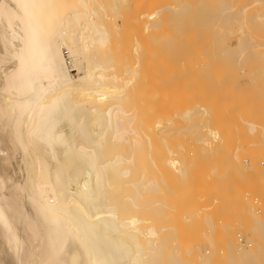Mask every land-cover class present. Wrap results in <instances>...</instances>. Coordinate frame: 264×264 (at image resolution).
I'll return each mask as SVG.
<instances>
[{
    "label": "bare ground",
    "instance_id": "bare-ground-1",
    "mask_svg": "<svg viewBox=\"0 0 264 264\" xmlns=\"http://www.w3.org/2000/svg\"><path fill=\"white\" fill-rule=\"evenodd\" d=\"M180 1L182 0L175 1L176 4L178 2L180 3V5L177 4L178 6L171 4L164 5L159 9L157 7L156 10L154 9L153 11H150L151 9H144V6L142 8V13H140L142 14L140 15L141 19H139L141 22L138 20L140 26L137 24V26L131 25L140 27V29H142L138 30L140 31V36H142L141 34H143L144 36H142L141 38L139 37V39L137 38V36L136 41L135 38H133L135 43L129 42L130 44H132L130 45L128 44V42H126V40H124L125 38H123V36L125 34H130L132 31H130L129 33L127 29L128 33L124 32L126 31L125 27H127V24H131L132 21H135H131L130 19H136L140 17H138L139 13L138 16H136V12V14L133 15L134 11L132 10L133 12L131 14L133 18H128L129 13H125L127 12V8L125 12L122 11L125 3H128L127 0H105L103 2L101 0H0V264H221L220 262H224L223 259H220L221 257L219 258L218 254V258L217 255L215 258H213L212 256V258L210 257L209 254L213 253L214 250L210 253L207 248L202 249L201 247L196 246L195 243L194 246L191 245V247H194V249L192 251H189V248L191 247L188 248L187 245H189L190 243L193 244V242H188L187 244H185V248L188 249H183L184 251H182L181 249L184 248V244H182L183 242L181 243V241H183V238L180 241L182 234L180 235L181 237H179V229L177 228V226L175 227L176 223H171L168 220L169 216H166L167 210L165 208L169 207L167 206V199L160 200L161 198L157 197L155 198H157L158 200H156L155 198H153V200H151L152 198L149 200V197L146 199V197L149 195L147 193H150L152 195V192H156L158 194L159 192H162V190L165 191L166 189H171L170 191H174L176 187L178 188L180 178L182 179L183 177H186L185 175L189 174L188 172L191 171V169L194 170L193 167H196V165L193 166L194 159L192 155L194 152L191 151L192 148L187 147L185 149V157H181L182 159L179 158V154L183 153H180V137H182L181 126L184 125L179 124V118L180 115H183L187 120L186 122L190 123H188V125L186 126H192L194 122L193 120H195L196 118H193L192 116V113L194 111L191 106L195 107L196 105H193L195 103H192L193 99L195 98L194 97L192 99L194 95H188V97H190L188 100V104H183L184 106H182L184 108L181 107V104L185 101H183L182 103L180 102L181 97H178L179 95L177 96L176 93V91H179L180 89H176L179 86V77L180 79L181 77H184L182 75L179 76V72L182 73L184 70H182V68L180 69L182 71H178L176 63L179 53L182 52H185L187 54H185L184 57L188 56V60H186V57L185 61H188L187 63L191 61L192 57L190 58L191 55H188V53L191 52L189 54L194 55L195 51H198V49L196 48L200 47V45L198 44L200 34L198 35V37H195V39L198 38L197 44L199 46H197L195 48L196 50L194 49V53H192L193 51H189V49L194 48L192 46L196 45V42L193 41L194 36L191 35L192 33H194L190 31L192 28L190 29L187 26H192V21H194L195 19L191 16V18L193 19L192 20L191 18H189V16H187V19H183V21L188 20L187 23L182 22V19L180 18L178 19L177 16L181 14L183 15L184 11L186 13V9L189 8L191 4V2H189L190 4H182V2ZM230 1L231 3H229ZM258 1L260 3L259 6L258 4H256L258 3ZM200 2L202 3L203 0L198 1L199 4H201ZM210 2H213L215 7L213 8L211 7L212 5L210 6L212 8V15L214 14V12L216 13V11L220 10L221 12L219 11L218 15L223 14V18H221L223 19V21L220 20L223 24H226L228 22L227 24L232 25L235 20V24L237 23V25L240 24L239 26H241L239 30H243L244 28V33H238V35L241 36L247 32V35L245 34L246 38H250H247L248 41L245 40L244 42H242L244 44L245 42H248L247 45L245 44L246 46L250 44V46L247 47L249 50L252 49V47H254V49L257 48L256 50L252 49L253 51L244 50L245 45L242 47V43L238 42L240 40L237 41V44H239L237 45V48L236 46H229L227 48V50H231L234 48V51L236 49L239 50V52L236 53L239 54L238 56L232 54L233 52L228 51L232 56L235 55L234 57H236V60H238L237 57H241L239 58L240 60H242V58L246 59L243 60V63L241 61H237L239 65H242V67L241 65L239 66V69L236 68V66H238V63L234 59L237 64L236 65L235 62L233 64L236 65V73L239 70L241 71L246 69L247 67L245 68L244 66L247 65L245 64L247 60L249 58L252 59V57L253 59H255L254 57L261 56V53L258 54L259 56L254 55L258 53V49H260L261 51V48H264V43L260 41L262 40L261 38L259 40V38L256 36L254 37V39L253 37H250L252 34L248 33V31L251 32L250 30L253 31L254 27L252 24L250 25L252 26L250 28V26L247 25L248 22H244L246 19V9L250 8L253 2H256L255 5L258 6V8L261 5L264 6V0H253V2H251V6L246 2L247 7H244V9L242 8V10L241 7L243 5L245 6V4H243L240 7L241 11L238 10V14L232 13L231 9H234L232 0H211ZM208 3L207 5L209 6ZM238 3L239 2H237V4ZM159 4V2L156 3L157 6ZM202 4L205 5L206 3ZM148 5L149 6H146L147 9L148 7H150V3H148ZM236 7H238V5ZM129 8L130 6H128V9ZM190 8L187 10L189 11ZM193 8L194 7L192 6V9ZM195 8L199 9V6L197 5V7ZM260 9L261 12L262 10H264L262 8ZM260 9L258 11H260ZM144 10L146 12H149L146 13ZM206 10L208 9L205 8L204 12ZM254 11L257 10L255 9L253 10V12ZM190 12L192 15H196V17L198 16L195 11L190 10ZM261 12H256L257 14L253 13L251 14V17H255L259 14V16L255 18L256 20H254L257 21V24L261 23V25H264V11L262 12V15L260 14ZM200 13L201 12H199V15H201ZM187 14H189V12ZM182 15L179 17L182 18ZM213 16L215 17L216 14H214ZM213 16L209 18L210 21L212 20V23L215 22V25H217L218 22V27H221L222 24L220 25V21L216 20L218 16L212 19ZM203 17L205 18V16ZM251 17L249 18L251 19ZM184 18H186V15ZM127 20H130L131 22L128 23ZM179 20L180 22H182V25L180 22H178ZM198 20L199 19L197 18L196 21L198 22ZM124 21H126L127 23H125ZM201 21H203V19ZM210 21L208 22L210 23ZM134 23H136V21ZM244 23L247 26H245ZM179 24L182 27H185H179ZM225 24L224 27H226ZM237 25L233 26L237 27ZM194 26H196V24ZM218 27L216 28V30L218 29ZM207 28L205 27L204 31L202 32L204 33L206 31V33L208 34ZM230 28L231 27L228 28L229 31L231 30ZM245 28L249 30L247 31L245 30ZM185 29H189V33H186V35L188 37L190 35L191 39L193 38L192 41L194 45L191 44L192 46H190L189 49L186 47V43L188 44L190 37L188 38L184 34V39L182 40V42L185 45L183 48H181L180 46L182 44L180 43L182 34H179V32ZM196 29L199 32V29L195 28V30ZM209 30L213 31V29ZM236 30H238V28H236ZM255 30H258V26L255 27ZM232 31L234 33L235 30L233 29ZM232 31L229 33L231 34ZM182 32H186V30L181 31L180 33ZM217 32H219V30ZM228 32L225 31V34L227 35ZM121 33H123L124 35H121ZM220 33L221 31L219 32V35H221ZM194 34H196V32ZM212 34H216V31ZM212 34L211 37L213 36ZM225 34L223 33L222 35ZM262 35L264 36V33ZM221 37L224 39L226 38V40H228V37L231 38V36ZM243 37H238V39H243ZM202 38H204L203 35ZM222 38H216L215 41H220L222 40ZM127 40L129 41V39ZM142 40H145L147 44H141L140 42H143ZM226 40H224L223 42L226 43ZM255 40H258L259 43L261 42L260 45L258 44V41L256 43ZM147 41L150 44H148ZM215 41L213 42L215 43ZM218 43L219 42H217V44ZM125 44L131 46H129L130 48L128 47V52H126L128 50L127 48L126 50L123 49L124 47H127ZM208 44L207 46H209ZM211 44H213L212 41ZM223 45L224 44H222V46ZM179 46L181 49L179 48ZM207 46L205 48H207ZM217 46L214 47V45H212V47L214 48H217ZM220 47H218L217 49H219ZM200 48L203 49L202 46ZM224 48L226 49V47H223L222 49ZM142 49H144L145 51L142 52ZM146 49L149 50V53ZM201 49H199V51ZM207 49L209 51V48ZM217 49H214V51ZM222 49L220 48L219 51L223 53L225 50L222 51ZM179 50L181 52H179ZM66 51L68 52L69 58H66ZM124 51L126 53H124ZM146 51L147 54H144ZM197 51L196 55H198L199 53ZM217 51H215V53ZM251 51L253 53L256 51L253 56L252 54H250ZM212 52L213 49L210 50V53ZM226 52L225 55L223 53L225 57L227 55L229 56V53L226 55ZM215 53H213V56L215 57L221 55L219 52L214 55ZM218 53L219 55H217ZM164 54H166L165 57L168 56L169 62L168 60L164 63L160 62L161 60L159 58ZM147 55H151L148 56L149 58L152 56H156L154 57L156 58L154 59L156 60V64L155 62V65L151 64L154 65L152 69L150 63L148 62H152L154 60L151 61V58L149 59V61L147 60L146 64L148 66H145V63L142 62L144 61V59L141 61V59L144 56L146 57ZM210 55L211 54H209L208 56ZM246 55L249 56L246 58L243 57ZM127 56H130L131 58H128ZM157 56L159 58H157ZM200 57L202 58V56ZM210 57H212V55ZM225 57L224 59L221 57L219 59L225 60ZM157 59H159V61H157ZM262 59L264 60V58ZM256 60L260 61L258 60V58ZM228 61H226V63ZM231 61L233 62V60ZM253 61L252 64L254 66H257V61H254L255 63ZM208 62L210 61L208 60ZM262 62L260 63V65L263 67L264 64ZM190 64L192 65L191 62L188 65ZM231 64L229 65L232 66ZM191 67H189V70L193 69ZM258 67L259 66L256 67V70ZM262 67L258 69L257 72L254 71L255 68L253 67L254 70L252 71L256 72L257 74L259 72L260 75H264V67ZM250 68L251 67H249V69ZM228 69H230L229 66ZM228 69L226 68V70L224 71L226 72ZM189 70L188 73H190ZM74 71H76V74L73 73ZM186 71L187 70L185 69L184 73H186ZM229 72L233 74V70L232 72ZM252 73L253 72H251V74ZM191 75L192 77L194 76L192 72L190 73V76ZM228 76L226 75L227 78ZM251 76L252 75H250V77ZM247 77V84L249 83V85L252 86L250 84L251 80L250 82H248L249 76ZM193 78H195V76ZM193 78L191 81H194ZM252 78L253 76L251 77V79ZM233 79L235 78L233 77ZM261 79L263 80V78ZM183 80L185 79L183 78ZM253 81L255 80L253 79ZM181 83L185 84V82H182V80ZM235 84L236 83L234 82L233 85ZM190 85L192 86L191 83ZM184 86H179V88H187ZM236 86L241 90V88L239 87L240 85H235L234 87ZM253 86L255 87L254 84ZM193 87L196 86H192L190 87V89ZM234 87H230V89H234ZM197 88H195L194 90L196 91ZM208 88L210 87L208 86ZM213 89L214 88L212 87L211 91ZM186 90L184 91L186 92ZM198 90L200 91V89ZM204 90H208L209 93L211 92L207 88ZM218 91L221 93L220 88L217 89V92ZM191 92L192 94H194L193 91ZM225 92L228 93V95L230 93L229 91ZM202 93H200V96H202ZM236 93L238 94V92ZM223 95L226 96L225 94ZM197 97H199L198 94ZM204 98L201 99L204 100ZM208 98L210 99V97ZM241 99L243 100L244 98L242 97ZM225 100L228 101V99ZM217 101L219 100L217 99ZM239 102L241 101H238V103ZM179 103H181L180 106ZM199 104L200 103H198L197 105ZM201 104H203L202 101ZM248 104L250 105V103ZM204 105L207 104H203V106ZM211 105L209 107H211ZM261 106H263V104ZM180 107L182 109H180ZM196 107L199 108L200 106ZM201 108H203L204 115L206 116V114H208L205 113L208 112L207 106L205 107L206 110H204V107H200V109ZM214 110L215 109L213 108V111ZM210 111L211 110H209V112ZM242 111L243 109L241 110V112ZM198 113L201 114V112ZM228 114L231 115L230 113ZM203 118H201V120ZM249 120L247 121L248 123L245 122V124L250 123L249 125H251V132L253 131L256 133L257 127L259 129H264L263 124L259 126L256 125L255 122L253 123V121L251 124ZM229 123H231V121ZM232 125L230 126L232 127ZM197 126L199 125H196V127ZM192 128L194 130V127L186 129L193 134ZM206 135L208 137L210 135L209 140H211L209 141L207 138V140L205 139L206 141H203V143L210 148L207 149L208 151H214L215 149H217L216 146L214 147V144H221L223 141L222 135L217 131H210ZM234 135H236V133ZM231 138H234V136H232ZM202 140L204 139L202 138ZM196 142H198V140ZM220 144L219 147L222 146H220ZM188 145L192 144L188 143ZM183 146L184 144L182 145V148ZM212 146L215 149H212ZM232 147H236V145H233ZM207 150L203 149L202 151ZM228 157L230 156L228 155ZM243 159L247 158L244 156ZM235 163L236 162H234V164ZM238 163L240 162L238 161ZM260 164H262V162ZM212 165L214 166V168H216L217 166V164L215 163H212ZM242 165H240V167ZM251 167H249V169H251ZM260 167L263 168V166ZM217 168L221 169V167ZM237 168L238 167L236 166L235 168L232 167L233 170L235 169L236 171H238ZM208 169L209 168H207V170ZM223 172L225 171L223 170ZM223 172L218 173L219 175H222ZM254 172L250 173L251 176L252 174H254ZM218 173L216 174L218 175ZM234 173L235 172H233L231 176H233ZM238 174L239 173H237V176H239ZM213 177L212 179L214 180ZM212 179L210 180L212 181ZM225 181L226 182L224 183H228L227 180ZM232 181L234 182L233 179ZM189 182L188 184H186L189 185ZM222 182L223 181H221L220 183L222 184ZM194 183L196 184V182ZM208 184H210V181L208 182ZM230 184L231 183L229 182V187H232L233 185V188L236 187L235 183H232V185ZM213 185L215 184L213 183ZM208 187L211 188V186ZM226 188H228L227 185ZM263 188L261 187L262 191L264 190ZM228 190L230 191V188ZM234 190L235 189H233V191ZM189 191L187 193H189ZM262 191L260 192L262 193ZM191 192L193 191L191 190ZM196 192L198 193V191ZM224 192H227V190ZM239 192L238 194H241V192ZM244 192L245 191H243L242 193ZM184 193L185 192H183L182 194ZM217 193L219 194L220 192ZM227 193L229 194L228 197L231 198V200L228 199V201L230 200L233 204H235L233 205L230 202L231 206L233 207L230 206L228 209L221 204L228 198L227 195H222L226 196L223 197L225 199L222 202L220 200H223V198H221L222 196L219 197L217 195V197L220 198V203L218 201V198L216 197L215 192L212 193V195L215 194L214 199L216 200V202L213 200L214 203L216 204L218 202L220 204L219 207L222 206L223 208L227 209V211L223 212L227 213L228 216L220 213L221 219L222 217H226L223 219V221L225 220V223L223 221V223H221L217 220L215 223L218 222L219 225H217L218 223L214 225V229L216 228V226H219L217 229L221 228L223 232L228 231L226 234H228L229 237H227L228 235H225V237L227 238L224 239L227 241H224V243H226L224 245H226L227 247L225 246L226 249L222 250V246L221 249V251H224L226 254L227 263L264 264V237H262V234H264V216L257 217L254 213L258 212L259 215L260 211L254 212L252 210L246 209V207L248 208L250 204L248 202L253 200V197L255 195H252L253 192H251V194H249V192L247 195L252 196L251 199H249V196L246 197L247 199H238L239 197L236 192V194H230L231 192ZM234 195L236 196V198L233 197ZM258 198L261 197L258 196ZM210 199L212 201V198ZM248 199L250 201L247 202L248 206H246L244 200L247 201ZM263 199L264 197L261 200ZM238 200H242L244 206L238 205L241 203ZM183 201H186V199L182 200V202ZM206 201L208 202V199ZM256 204L259 205V203L257 202ZM199 205L197 207H199ZM172 206L170 207L172 208ZM208 206L209 205L207 204V206L205 207ZM212 207L215 208V206ZM212 207L210 208L211 210ZM194 208H196V206H194ZM188 209L190 210V208ZM195 210L193 209V212H195ZM174 211L175 210L171 211V213ZM201 211H203V209ZM213 211H216V208ZM199 214L201 215V213ZM207 215L209 216V214ZM208 216H203L205 222H208V220L211 221L210 216ZM180 218H183L181 214ZM216 218H218V216ZM240 220L245 223H241ZM240 223L241 226L244 227L243 229H245V231L249 233L246 237L251 242L257 237L261 238V242H256V240L252 242L254 243L255 248L253 247V244L251 247L240 248L238 246L237 237L235 239L236 242H232L234 240L229 234L231 230H234L232 229V225L235 224V227L236 224L240 225ZM199 224L201 223L199 222ZM208 227L207 230H214L212 229L213 227H209L210 229H208ZM196 230H198L197 227ZM210 233L211 232H209V234ZM214 239H216V237ZM219 242L221 244L222 240ZM219 249L220 248H218V250ZM191 252L192 257L190 256ZM188 256H190V258ZM224 259L226 260L225 257Z\"/></svg>",
    "mask_w": 264,
    "mask_h": 264
},
{
    "label": "rangeland",
    "instance_id": "rangeland-1",
    "mask_svg": "<svg viewBox=\"0 0 264 264\" xmlns=\"http://www.w3.org/2000/svg\"><path fill=\"white\" fill-rule=\"evenodd\" d=\"M102 2L103 1H105V0H101ZM112 1V0H111ZM126 1V0H125ZM151 1V2H150ZM150 1H148V0H127V2L128 3H125V6L123 7V12H125L126 11V8H127V12H125V13H129V15L128 14H126V15H128V18H133V16H132V12H133V15H135L136 13V16H138V13H139V16L138 17H140V15H142V14H140V13H142V11H143V7H144V9H146V10H150V11H153L154 9L156 10V8L158 7V9L159 8H161V7H163L164 5H180V3L178 2L177 4H176V0L174 1V0H159V1H157V0H150ZM177 1H179V0H177ZM185 1V2H184ZM182 0V1H180V2H182V4H190L189 2H191V4H190V6L189 5H187V6H189V8H190V10L191 11H195L197 14H198V16L196 17V15H192L191 14V12H190V10L188 11L187 9H189V8H187L186 9V13H185V11L183 12V17L181 18V17H179V16H181V15H178L177 17H178V19L180 18V19H182V22H188V20L186 21H183V19H187L188 17L187 16H189V18H191V16L195 19L194 21H192V23L193 24H191L192 26H187L188 28H192L190 31L191 32H196V34H194V33H190L192 36H194V39H193V41H195L196 43V45H194L193 44V41H192V39H191V37H190V35H189V37L186 35V33H189V29H185L186 30V32H182V33H180L181 31H185V30H181L180 32H179V34H182L180 37H181V40H180V43H182L180 46H181V48H183L184 47V43L182 42V40L184 39L183 38V34L184 35H186L190 40H189V42H188V44L186 43V47L189 49L190 48V46H192L191 44H193L194 46H192V47H194V48H190L189 49V51H193L192 53H194V51L196 50V49H198V51L197 52H199L198 53V55H196L197 53H196V51H195V54L194 55H196V56H194L193 54H189V53H191V52H189L187 49V51L189 52H187L188 53V55H191L190 56V58L192 57V59H191V63H192V65L190 64V65H188L189 63H187L188 61H185V59H186V57H187V59L186 60H188V56H186V57H184L185 56V52H182V53H179V55H178V57H177V63H176V67H178L177 69H178V71L180 70V69H182V70H184L182 73H180L179 72V76L180 75H182V76H184V77H181V79H180V77H179V79H178V81H179V86H184V85H186V86H184V87H187V88H183V87H180L179 88V86H178V88L176 89V90H179V91H176V93H177V96L178 97H181V103L183 102V101H185L184 103H179V106H180V104H181V107L182 108H184L183 106L184 105H186V104H188V100H189V98L190 97H188V95H194L193 97H192V99L194 98L195 99V101H194V99H193V101H192V103H195V104H193V105H196V106H200V107H204V110H206L205 109V107L207 106V108L211 105V107H209L208 109H207V111L208 112H205V113H208V114H206V116L204 115V112H203V108H201L200 109V107L198 108V107H194V106H191V108L193 109V111L195 112H193L192 113V116H193V118H198L197 119V121H196V119L195 120H193L194 122H193V124H192V126H186V125H188V123L189 122H186L187 120H186V118L183 116V115H180V122H179V124L181 125H183V126H181V128H182V132H181V136L182 137H180V144H181V150H180V153L181 152H183V153H181V154H179V158H181V157H185V155H186V153H185V149L187 148V147H189V148H192L191 149V151L192 152H194L193 153V163H194V165L193 166H195L196 165V167L194 168L193 167V169L194 170H192L191 169V171H189L188 173L189 174H187V175H185L186 177H183L182 179H184V180H182L181 178H180V181H179V185H178V188L176 187L175 189H174V191L172 190V191H170L171 189H169V190H162V192H159L158 194L156 193V192H152V195L150 194V193H147V194H149L147 197H146V199L149 197V200L151 199V200H153V198H155V197H157V198H161L160 200H165V199H167V206H169V207H166L165 209L167 210V215L166 216H169L168 217V220L171 222V223H176L175 224V227L177 226V228L179 229V237H181L180 235L182 234V237L180 238V241H181V239L183 238V241H181V243L182 244H184L183 245V247L184 248H182V246H181V250L182 251H184L183 249H188L189 247H191V245H195L196 244V246H198V247H201L202 249H206L207 248V250L208 251H210V253L211 252H213V250H214V252L213 253H211V254H209L210 255V257L212 256L213 258H215L216 257V255L218 254L219 255V258L220 259H223L224 260V262H220L221 264L223 263H225V261H226V263L225 264H228L227 263V257H226V254H225V252L224 251H221V249H222V246H223V249L222 250H225L226 249V245H224V244H226V243H224V241L225 242H227L226 240H224V239H226L227 237H229V235L228 234H226L227 232H223V230H221V228H219V229H217L219 226H216V228L214 229V225H216L217 223H215L217 220L219 221V222H221V223H225V220L223 221V219L224 218H226V217H222V219L220 218V216H221V214H225V215H227V213H224L223 211H227V209L231 206V204H230V200H231V198H229L228 197V193L227 192H231L230 194H232V193H237V195H238V199H242V198H245V199H247L246 197H248L249 195H247L249 192V194H251V192H253L252 193V195H255L254 197H253V200H249V199H251V197L252 196H249L250 198L246 201V200H244L245 201V203H246V206H248L247 205V202L248 201H250V202H248V203H250L249 204V206H248V208L246 207V209H249V210H252V211H254V212H256V211H260V213H259V215H258V212H256V213H254L255 214V216H264V199L263 200H261L263 197H264V190L262 191V189H261V187L263 188V183H264V170H262V169H264V133H263V130L264 129H259L258 127L256 128V133L255 132H251V130H250V128H251V125H249V124H245V122H247L248 120H249V118H250V120H249V122H251V124H252V121H253V123L255 122V124L256 125H264V75H260V73L258 72V74L256 73L257 71H258V69H260L262 66L260 65V63L262 62L263 64H264V60L262 59V58H264V48L262 49L261 48V51H260V49H258L257 50V52L258 53H256L255 55H254V53L256 52H252L253 50L252 49H254V47H252V49H250V50H252L251 52H250V54H252V56L254 55V56H256V55H258V54H260L261 56H259V57H254L255 59H253V57H252V59L254 60V61H257L256 59L258 58V60H260V61H257V66H259L258 68H257V70H256V67L257 66H254L253 64H252V59L251 58H249L248 60H247V62L245 63V64H247V65H243L246 69H244V68H242V69H244V70H239L238 71V69L240 68L239 66L241 65H239V63L238 62H244L243 60H246V59H243L242 58V60H240L239 58H241V57H237V59L238 60H236L235 58L236 57H234L235 55L236 56H238L239 54H236V53H238L239 52V50L238 49H236L235 51H234V49H231V50H227V48L229 47V46H236V48H237V45H239V44H237V41L238 40H240V41H238L239 43H242V47L246 44H248V42L246 43L245 42V44L243 43L245 40H247L248 41V39H250V38H246V35L244 36V35H238V33L240 34H242V33H244V28H243V30L242 29H240L239 30V28L241 27V26H239V25H237V23L235 24V20H234V22H233V24L231 25V24H225V26L226 27H224V24L222 23V21H223V19H221V18H223V14L222 15H218V13H219V11H216V13L214 12V14H216V16H218L217 18H216V20H222V21H220L219 23H220V25H221V27H223V28H221V27H218V22H217V25H215L214 23H212V20L210 21V19L209 18H211L213 15H212V12H211V7H213V8H215L214 7V3L213 2H210L209 0L208 1H206V0H203V2L202 3H206L205 5H203L201 2V4H199L198 3V1H200V0ZM187 1V2H186ZM202 1V0H201ZM206 1V2H205ZM107 2V1H106ZM138 2H140V3H138ZM157 2H159L160 4L157 6L156 5V3ZM162 2H164V3H162ZM170 2V3H169ZM208 2H210V3H208ZM237 2H239L238 4H237ZM243 2V3H242ZM248 3V5L250 4V6H251V2H253V0H232V5L234 6V9H231L232 10V13H235V14H238V10H240L241 11V9L243 8L244 9V7H247V3ZM250 2V3H249ZM135 3V4H134ZM142 3V4H141ZM145 3H146V5H145ZM148 3H150V7H148V9H147V7L146 6H149L148 5ZM154 3V4H153ZM169 3V4H168ZM207 3L209 4V6L207 5ZM229 3H231V1L229 2ZM236 3V4H235ZM254 3V2H253ZM252 3V8L250 9V8H247L246 10V19H245V21L244 22H248L247 23V25H252L253 24V31L252 30H250L251 32H249L246 28H245V30H247L248 31V33H251L252 35L250 36V35H248V36H250V37H258L259 38V40H260V38L262 39V40H260V41H262L263 43H264V36L262 35L263 33H264V25L262 24L261 25V23H258L257 24V21H255L256 19L255 18H257V16H259V14L258 15H256L255 17H251V14H253V13H258V12H261V9L260 8H262V9H264V6L263 5H261L259 8H258V6L260 5V3H259V1H258V3H256V4H258V6H256L255 5V3L253 4ZM131 4V5H130ZM144 4V5H143ZM239 4H240V6H239ZM243 4H245V6L243 5ZM130 6V8L128 9V6ZM177 5V6H178ZM194 7L193 9H192V6ZM197 5L199 6V9H197V8H195V7H197ZM201 5V6H200ZM212 5V6H211ZM238 5V7H236ZM243 5V6H242ZM253 5H255V6H253ZM132 6V7H131ZM156 6V7H155ZM203 6V7H202ZM211 6V7H210ZM242 6V7H241ZM263 6V7H262ZM139 7V8H138ZM152 7H154V8H152ZM208 7H210V8H208ZM240 7H241V9H240ZM257 10V11H254L253 12V10H255L254 8ZM205 8H207L208 10H206L205 12H204V10H205ZM232 8V7H231ZM236 8V9H235ZM141 9V10H140ZM157 9V10H158ZM242 9V10H243ZM249 9V10H248ZM260 9V11H258ZM133 10V11H132ZM230 10V9H229ZM230 10V11H231ZM252 10V11H251ZM129 11V12H128ZM138 11V12H137ZM140 11V12H139ZM145 11V10H144ZM209 11V12H208ZM230 11H228V12H230ZM237 11V12H236ZM264 10H262V12H263ZM136 12V13H135ZM146 12V11H145ZM147 12H149V11H147ZM146 12V13H147ZM189 12V14H187ZM199 12H201L200 14L201 15H199ZM208 12V13H207ZM221 12V11H220ZM262 12L260 13L261 15H262ZM124 13V14H125ZM196 13H194V14H196ZM210 13H211V15H210ZM250 13V14H249ZM256 13V14H257ZM205 14V15H204ZM264 14V13H263ZM131 15V16H130ZM144 15V14H143ZM185 15H186V18H184L185 17ZM208 15H210V16H208ZM247 15H250V16H247ZM255 15V14H254ZM136 16H135V18H136ZM203 16H205V18L203 17ZM215 16V17H216ZM253 16V15H252ZM214 16H213V18L212 19H214L215 18ZM249 17H251V19L249 18ZM197 18L199 19L198 20V22L196 21L197 20ZM208 19V21H210V23L207 21V19ZM248 18V19H247ZM139 19H141V17L140 18H136V19H130L131 21L132 20H135L136 21V23H134L135 21H132V23L130 24L129 22H131L130 20L128 21V23L129 24H127V27H125V29H126V31H124V32H126V33H128L127 32V29H128V31H129V33H130V31H132L130 34H125L123 31V33L125 34H123V33H121V35L123 34L124 36H123V38H125L124 40H126V42H128V44H130V43H135L134 42V39L133 38H135V41H136V37L139 39V37L141 38L142 36H144L143 34H141L142 36H140V31H138V30H142V29H140V27H136L137 25H139L140 26V24H139ZM192 19V18H191ZM190 19V20H191ZM203 19V21H201ZM205 19H206V21H205ZM255 19V20H254ZM139 20V21H138ZM193 20V19H192ZM252 20V21H251ZM196 21V22H195ZM200 21V22H199ZM215 21V20H214ZM233 21V20H232ZM249 21H250V23H249ZM255 21V22H254ZM125 23H127L126 21H124ZM138 22V23H137ZM141 22V21H140ZM178 22H180V20L178 21ZM182 22H180L181 23V25H182ZM201 22H202V24H201ZM198 23H199V25H198ZM232 23V22H231ZM137 24V25H136ZM189 24V23H188ZM187 24V25H188ZM196 24V26H194ZM214 24V25H213ZM245 24V23H244ZM254 24H255V26H254ZM259 24H260V26H259ZM131 25H136V26H131ZM180 24H179V27L181 26ZM204 25H205V27L207 28V27H209V28H207L208 30H207V32H208V34L206 33V31L203 33L202 31H204V29H205V27H204ZM231 25V26H230ZM233 25H237V27H235V26H233ZM246 24H245V26H247ZM128 26H129V28H128ZM227 26H228V28L229 27H231L230 29V31L228 30V28H227ZM239 26V27H238ZM244 26V27H245ZM258 26V30H255V27H257ZM132 29H131V28ZM182 27V26H181ZM183 27H185V26H183ZM182 27V28H183ZM193 27H195V28H201V27H203V28H201V29H199V32H198V30L196 31L195 30V28H193ZM218 27V29L216 30V28ZM252 26H250V28H251ZM137 28V29H136ZM236 28H238V30H236ZM259 28H260V30H259ZM124 29V30H125ZM137 30V32H136V30ZM203 29V30H202ZM209 29H213V31H210ZM225 29H227V30H225ZM235 30L234 31V33L236 34H234L233 33V31L232 30ZM257 29V28H256ZM261 29H263V30H261ZM133 30H135V31H133ZM219 30V32L221 31V35H219V32H217ZM243 32H242V31ZM215 31H216V34H218V35H216V34H212L213 32L215 33ZM224 31V32H223ZM225 31L226 32H231L232 31V33L230 34L229 32L227 33V35L225 34ZM236 31H237V33H236ZM258 32V33H256V32ZM262 33H261V32ZM134 32V33H133ZM142 32V31H141ZM212 32V33H211ZM259 32H260V34H259ZM133 33V34H132ZM213 35L212 37H211V34ZM225 34V35H222V34ZM253 33H254V35H253ZM137 34V35H136ZM200 34V35H199ZM210 34V35H209ZM229 34V35H228ZM259 34V35H258ZM129 35H131V36H129ZM133 35V36H132ZM197 35V36H196ZM198 35H199V43H198V38H196L195 39V37H198ZM202 35H203V37L204 38H206V39H204V38H202ZM205 35H206V37H205ZM232 35H233V37H232ZM208 36H210V37H208ZM221 36H225V37H228V36H231V38L230 37H228L227 39L228 40H226V38L224 39V38H222ZM245 37V39H244V37ZM122 37V36H121ZM127 37V38H126ZM186 37V38H187ZM238 37L240 38V37H243V39L241 40V39H238ZM263 37V38H262ZM185 38V39H186ZM216 38H218V39H221L222 38V40L224 39V40H226V43L225 42H223L222 40H220V41H215L216 40ZM257 38V39H258ZM127 39H129V41L127 40ZM133 39V40H132ZM200 39H202V40H200ZM255 39V38H254ZM132 40V41H131ZM204 40V41H203ZM141 41V40H140ZM139 41V42H140ZM143 41V40H142ZM192 41V42H191ZM202 41V42H201ZM211 41H212V43L213 44H211ZM213 41H215V43H216V46L217 45H220V46H222V44H224L222 47H220V46H217V48L218 47H220L221 49L223 48V47H226V49L224 48V49H222V51H224L223 53H224V55H225V52H226V50H227V52H226V55L229 53V52H233L232 54H235L234 56H232L231 55V53H229V56L231 57H229L228 55L225 57L224 55H223V53L222 52H220L219 51V49H217V48H214V47H216L215 46V43L213 42ZM228 41V42H227ZM243 41V42H242ZM256 41V43H257V41L258 40H255ZM130 42V43H129ZM148 42V41H147ZM209 45V46H207V44ZM217 42H219L218 44H217ZM141 44H147L146 43V41L144 40L143 42H140ZM200 45V47L202 46V48L203 49H201L200 47H197V46H199L198 44ZM202 43H204V44H202ZM221 43V44H220ZM261 43V42H260ZM260 43H259V41H258V44L260 45ZM262 43V44H263ZM127 44V43H126ZM125 44V45H126ZM148 44H150L149 42H148ZM211 44V45H210ZM226 44V45H225ZM130 45H132V44H130ZM130 45H126L127 47H124L123 49H125L126 50V48L128 49V47L130 46ZM204 45V46H203ZM212 45H214V47H212ZM244 46V50H249L247 47H249L250 46V44L248 45V46ZM180 46H179V48H180ZM207 46V48H209V51H208V49L207 48H205ZM131 47V46H130ZM129 47V48H130ZM185 47V48H186ZM197 47V48H196ZM238 47H241V46H238ZM247 49H246V48ZM180 48V49H181ZM196 48V49H195ZM256 48V47H255ZM145 49V48H144ZM144 49H142V52L143 51H145ZM195 49V50H194ZM199 49H201L200 51H199ZM211 49H213V52L212 53H210V50ZM214 49H217V50H215V51H217V52H219L221 55H219V53L217 54V55H219L221 58H223L224 59V57H225V60H221V59H219L220 57L218 56V57H215V56H213V53H215V51H214ZM239 49H241V48H239ZM257 49V48H256ZM256 49H254V50H256ZM147 51H148V53H149V50L148 49H146ZM243 50V49H242ZM249 50V51H250ZM129 51V49L126 51V52H128ZM147 51L144 53V54H147ZM184 51V50H183ZM202 51V52H201ZM208 51V52H207ZM229 51V52H228ZM125 51H124V53H126ZM179 52H181L180 50H179ZM200 52H201V55H200ZM206 52H207V54H206ZM216 52V53H217ZM248 52V51H247ZM205 54V55H203V54ZM216 53L214 54V55H216ZM263 53V54H262ZM209 54H211L212 55V57H213V59H212V57H210V56H208ZM249 54V55H250ZM65 55H66V58H69V55H68V52L66 51L65 52ZM187 55V54H186ZM224 57H223V56ZM244 55H245V53H244ZM248 55V56H249ZM148 56H151V55H147L146 57L144 56L142 59H141V61L144 59V61H142L143 63H145L144 65L146 66L147 64V60L149 61V59L151 58V61L152 60H154V59H156V58H154V57H156V56H152V57H148ZM166 56V54H164V55H162V57H158L157 56V58H159L161 61L160 62H162V63H164V62H167V60H168V62H169V59H168V56L167 57H165ZM198 56V57H197ZM200 56H202V58L200 57ZM247 55L246 56H243V57H248ZM263 56V57H262ZM128 57V56H127ZM210 57V58H209ZM215 57V58H214ZM251 57V56H250ZM260 57H261V59H260ZM128 58H131L130 56L128 57ZM128 58H127V60H128ZM146 58V59H145ZM148 58V59H147ZM180 58V59H179ZM189 58V59H190ZM199 58V59H198ZM209 58V59H208ZM230 58V59H229ZM159 59H157V61H159ZM165 59H166V61H165ZM201 59V60H200ZM234 59H235V61L238 63V66H236L237 64H236V62L234 61ZM251 59V60H250ZM130 60V59H129ZM208 60L210 61V62H208ZM213 62H212V61ZM229 60V61H228ZM231 60H233V62L231 61ZM180 62V64H179V62ZM226 61H228L227 63H226ZM230 61H231V63H230ZM249 61V62H248ZM253 61V62H254ZM153 62V63H152ZM152 62H148V63H150V66H151V69L153 68V66L156 64V60H154V61H152ZM154 62H155V64H154ZM208 62V63H207ZM214 62H215V64H214ZM234 62H235V64L236 65H233L234 64ZM183 63H184V65H183ZM249 63V64H248ZM251 63V64H250ZM255 63V62H254ZM151 64H154V65H151ZM166 64H168V63H166ZM182 64V65H181ZM213 64V65H212ZM227 64V65H226ZM229 64H231L232 66H230ZM181 65V66H180ZM188 65V66H187ZM256 65V64H255ZM143 66V65H142ZM148 66V65H147ZM167 66H169V65H167ZM192 66V67H191ZM228 66H229V68L230 69H228ZM233 66H234V69H233ZM235 66H236V68H238L237 69V73H236V68H235ZM255 68V70L253 69V67ZM189 67H191V68H193V69H190L189 70ZM241 67H242V65H241ZM249 67H251L250 69H249ZM263 67H264V65H263ZM262 67V68H263ZM150 68V67H149ZM226 68L228 69L226 72L224 71V70H226ZM185 69L187 70L186 71V73H184L185 72ZM221 69V70H220ZM182 70H180V71H182ZM188 70H189V72L191 73L192 72V74H194V76H195V78H193L192 77V75L190 76V73H188ZM193 70V71H192ZM232 70H233V72H232ZM247 70H249V71H247ZM252 70H254V71H256V72H254V71H252ZM229 71H231L233 74H231ZM235 71V72H234ZM242 71H243V73H242ZM228 72V73H227ZM251 72H253L252 74H251ZM74 74H76V71H74L73 72ZM178 73V72H177ZM184 73V74H183ZM216 73V74H215ZM242 73V74H241ZM245 73V74H244ZM247 73V74H246ZM252 75L253 76V78L251 79V77H250V75ZM211 75V76H210ZM226 75L228 76V78L226 77ZM249 76V81L248 82H250V80H251V82H250V84L252 85V86H250L249 85V83L247 84V79H248V77L247 76ZM256 76H257V78H256ZM191 78V79H189V78ZM203 77V78H202ZM232 77V78H231ZM233 77L235 78V79H233ZM245 79H244V78ZM183 78L185 79V80H183ZM192 78L194 79V81H191L192 80ZM199 78V79H198ZM241 78V79H240ZM261 78H263V80L261 79ZM198 79V80H197ZM233 79V80H232ZM244 79V80H243ZM253 79L255 80V81H253ZM261 79V80H260ZM181 80H182V82H185V84H182L181 83ZM221 80H222V82H221ZM235 80V81H234ZM246 80V81H245ZM191 81V82H190ZM208 81V82H207ZM225 81H227V82H225ZM229 81V82H228ZM195 82V83H194ZM215 82V83H214ZM217 82V83H216ZM236 83L235 85H240L239 87L241 88V90L238 88H236V87H234L235 85H233V83ZM181 83V84H180ZM190 83L192 84V86H196V87H193V88H191L190 89V87H192L191 85H190ZM193 83H194V85H193ZM201 83V84H200ZM231 85H230V84ZM239 83V84H238ZM244 83H245V85H244ZM196 84V85H195ZM204 84V85H203ZM218 84V85H217ZM253 84L255 85V87L253 86ZM202 85H203V87H202ZM213 85V86H212ZM216 85V86H215ZM222 85H224V86H222ZM247 85H249V86H247ZM189 86V87H188ZM204 86H206V87H204ZM208 86L210 87V88H208ZM219 86H221V87H219ZM227 86V87H226ZM244 88H243V87ZM257 86V87H256ZM197 87H199V88H197ZM212 87L214 88L213 90H215L216 91V93H215V91H211V89H212ZM220 88V91H221V93L218 91L217 92V89H219ZM225 87V88H224ZM230 87L231 88H233L234 87V89H230ZM182 88V89H181ZM195 88H197V90L198 89H200V91L198 90H194ZM209 89L211 92L209 93V91L208 90H204V89ZM217 88V89H216ZM226 88H227V90H226ZM253 88V89H252ZM257 88H258V90H257ZM186 90V92L184 91V90ZM237 89V90H236ZM244 89V90H243ZM255 89V90H254ZM203 90V91H202ZM229 91L230 93H229V95H228V93H226L225 91ZM236 90V91H235ZM182 91H184V92H182ZM191 91H193V93L194 94H192V92ZM206 92V94H205V92ZM202 93V96H200V93ZM212 92H213V94H212ZM234 92V93H233ZM236 92H238V94L236 93ZM263 92V93H262ZM140 93V92H139ZM181 95H180V94ZM185 93V94H184ZM190 93V94H189ZM209 95H208V94ZM215 93V94H214ZM233 95H232V94ZM252 93V94H251ZM182 94H183V96H182ZM197 94H198V96L199 97H197ZM212 94V95H211ZM223 94H225L226 96H228V97H226V96H224ZM231 94V95H230ZM243 94V95H242ZM260 94H262V95H260ZM176 95V94H175ZM211 95V96H210ZM223 95V96H222ZM237 95H239V96H237ZM248 95H249V97H248ZM257 95H258V98H257ZM204 96H205V98H204ZM237 96V97H236ZM245 96V97H244ZM259 96H260V98H259ZM262 96V97H261ZM177 97V98H178ZM196 97H197V99H196ZM208 97H210V99L208 98ZM214 97V98H213ZM232 97V98H231ZM235 98V100H234V98ZM244 98L243 100L241 99V98ZM246 97H247V100H246ZM185 98H187V99H185ZM204 98V100H202V99ZM216 98V99H215ZM237 98V99H236ZM252 98V99H251ZM256 98V99H255ZM180 99V98H179ZM183 99V100H182ZM200 99V100H199ZM217 99L219 100V101H217ZM225 99H228V101H229V103H228V101L227 100H225ZM231 99V100H230ZM248 99H249V101H248ZM261 99V100H260ZM209 100H211V101H209ZM214 100H216V101H214ZM233 100V101H232ZM245 100V101H244ZM201 101H202V103L203 104H207V105H204L203 106V104H201ZM204 101V102H203ZM213 101H214V103H213ZM226 101V102H225ZM234 101H235V103H234ZM238 101H241V102H239L238 103ZM255 101H257V102H255ZM196 102H197V104L198 103H200L199 105H197L196 104ZM210 102V103H209ZM212 102V103H211ZM219 104H218V103ZM245 102V103H244ZM230 103H232V104H230ZM248 103H250V105L248 104ZM253 103V104H252ZM184 104V105H183ZM228 104V105H227ZM255 104V105H254ZM259 104H260V106H259ZM263 104V106H261ZM183 105V106H182ZM236 105V106H235ZM239 107H238V106ZM254 105V106H253ZM214 106H216V107H214ZM235 106V107H234ZM241 106V107H240ZM180 107V109H182ZM233 109H232V108ZM244 107V108H243ZM253 107V108H252ZM257 109H256V108ZM213 108L215 109L214 111H213ZM239 108V109H238ZM260 108V109H259ZM196 109V110H195ZM217 109V110H216ZM229 109H230V111H229ZM233 111H232V110ZM243 109V111L241 112V110ZM249 109V110H248ZM209 110H211L210 112H209ZM238 110V111H237ZM246 110V111H245ZM247 110H248V112H247ZM257 110V111H256ZM259 110H260V112H259ZM201 112V114L200 113H198V112ZM212 111H213V114H212ZM236 111H237V113H236ZM239 111H240V114L241 115H244V116H241L240 114H239ZM263 111V112H262ZM217 112V113H216ZM259 114H258V113ZM197 113V114H196ZM202 113H203V116H204V118H203V116H202ZM215 113V114H214ZM228 113H230L231 115H229ZM234 113V114H233ZM246 113V114H245ZM255 113V114H254ZM217 114V115H216ZM237 114H238V116H237ZM199 115V116H198ZM235 115V116H234ZM259 117H258V116ZM182 116H183V118H182ZM191 116V117H192ZM196 116V117H195ZM213 116V117H212ZM228 116V117H227ZM231 116V117H230ZM233 116V117H232ZM206 117H209V118H206ZM217 117V118H216ZM239 117V118H238ZM242 117V118H241ZM249 117V118H248ZM257 117V118H256ZM184 118H185V121H184ZM201 118H203L202 120H201ZM234 118V119H233ZM259 118V119H258ZM225 119V120H224ZM227 119V120H226ZM231 119V120H230ZM236 119V120H235ZM243 119V120H242ZM247 119V120H246ZM200 120V121H199ZM204 120V121H203ZM215 120V121H214ZM224 120V121H223ZM231 121V123H229L230 121ZM245 120V121H244ZM255 120V121H254ZM257 120V121H256ZM207 121V122H206ZM211 121H212V123H211ZM234 121V122H233ZM182 122V123H181ZM201 122H202V125H201ZM206 122V123H205ZM228 122V123H227ZM242 122H243V124H242ZM239 123V124H238ZM248 123V122H247ZM258 123V124H257ZM261 123V124H260ZM190 124V123H189ZM233 124V125H232ZM245 124V125H244ZM195 125V126H194ZM196 125H199V126H197L196 127ZM209 125V126H208ZM228 125V126H227ZM230 125H232V127L230 126ZM255 125V126H256ZM185 126V127H184ZM214 128H213V127ZM223 126V127H222ZM228 128H227V127ZM238 126V127H237ZM250 126V127H249ZM190 127H194V130H193V128H192V132H193V134L192 133H190L186 128H190ZM225 127V128H224ZM229 127H231V128H229ZM249 127V128H248ZM184 128V129H183ZM197 128V129H196ZM206 128V129H205ZM211 128H213V129H211ZM186 129V130H185ZM217 129V130H216ZM223 130V132H222V130ZM260 131H259V130ZM184 130H185V132H184ZM200 130V131H199ZM217 131L218 133H220L221 135H222V138H223V141H222V143L220 144V143H218L217 145L216 144H214V147L216 146L217 147V149H215L213 146V148L212 149H215L214 151L213 150H207V149H210L207 145H205L204 143H203V141H206L207 140V138H208V140H209V137H210V135H209V137L206 135V134H208L210 131ZM226 130V131H225ZM197 131H198V133H197ZM203 131V132H202ZM227 131H229V132H227ZM239 131H240V133H239ZM244 131V132H243ZM226 132V133H225ZM236 133V135H234L235 133ZM245 132H247V133H245ZM229 133H231V134H229ZM241 133H243V134H241ZM204 134V135H203ZM226 134V135H225ZM246 134V135H245ZM262 134V135H261ZM239 135V136H238ZM241 135V136H240ZM184 136H185V139H184ZM201 137V139H200V137ZM207 136V137H206ZM226 136V137H225ZM232 136H234V138H231ZM236 136V137H235ZM206 137V138H205ZM246 137V138H245ZM202 138L204 139V140H202ZM236 138V139H235ZM240 138V139H239ZM182 139V140H181ZM187 139V140H186ZM190 139V140H189ZM194 139V140H193ZM196 139V140H195ZM206 139V140H205ZM211 139V138H210ZM234 139V140H233ZM198 140V142H196ZM231 140V141H230ZM240 140H241V143H240ZM257 140V141H256ZM190 141V142H189ZM209 141H211V140H209ZM234 141V142H233ZM236 141H237V143H236ZM243 141V142H242ZM251 141V142H250ZM185 142V143H184ZM227 142V143H226ZM250 142V143H249ZM188 143H191L192 145H188ZM247 143H249V144H247ZM258 143H259V145H258ZM262 143V144H261ZM184 144V146H183V148H182V145ZM219 144H220V146L221 147H219ZM186 145V146H185ZM201 145V146H200ZM229 145H230V147H229ZM234 145H236V147H232V146ZM199 146V147H198ZM242 146V147H241ZM248 146V147H247ZM197 148V149H196ZM233 148H234V150H233ZM255 148V149H254ZM203 149H206L207 151H202ZM237 149H238V151L240 152H238L237 151ZM245 149V150H244ZM225 150V151H224ZM248 150H250V151H248ZM259 150V151H258ZM224 151V152H223ZM229 151V152H228ZM237 151V152H236ZM236 152V153H235ZM244 154H243V153ZM245 152H246V155H245ZM201 153H205V154H201ZM219 153H220V155H219ZM234 153H235V155H234ZM256 153V154H255ZM182 154H184V155H182ZM196 154V155H195ZM214 154V155H213ZM231 154V155H230ZM238 154V155H237ZM263 154V155H262ZM214 157H213V156ZM228 155L230 156V157H228ZM243 157H242V156ZM218 156V157H217ZM223 156V157H222ZM244 156L247 158V159H243L244 158ZM251 156V157H250ZM263 156V157H262ZM195 157V158H194ZM205 157V158H204ZM242 157V158H241ZM254 157V158H253ZM215 158V159H214ZM232 160H231V159ZM182 159V158H181ZM209 159V160H208ZM212 159V160H211ZM218 159V160H217ZM243 159V160H242ZM259 159H261V160H259ZM217 160V161H216ZM226 160H228V161H226ZM246 160V161H245ZM249 160V161H248ZM256 160V161H255ZM259 160V161H258ZM204 161V162H203ZM215 161V162H214ZM222 161V162H221ZM238 161L240 162V163H238ZM243 161V162H242ZM249 163H248V162ZM207 162V163H206ZM217 162V163H216ZM220 164H219V163ZM234 162H236L235 164H234ZM262 162V164H260ZM201 163H202V165H201ZM205 163V164H204ZM212 163H215V164H217V166H216V168H214V166L212 165ZM232 163V164H231ZM243 165H242V164ZM252 163V164H251ZM237 164V165H236ZM242 165L241 167H240V165ZM225 165V166H224ZM229 165H231V166H229ZM233 165V166H232ZM256 167H255V166ZM258 165V166H257ZM202 166V167H201ZM211 167V169H210V167ZM235 166L236 167H238L237 169H238V171H236L235 169L233 170L232 169V167L233 168H235ZM252 166V167H251ZM260 166H263V168H261ZM205 167V168H204ZM217 167H221V169H219V168H217ZM228 167H231V168H228ZM240 167V168H239ZM248 169H247V168ZM249 167H251V169H249ZM198 168V169H197ZM203 168V169H202ZM207 168H209L208 170H207ZM213 168V169H212ZM244 168V169H243ZM214 169H215V171H214ZM232 169V170H231ZM243 169V170H242ZM246 169V170H245ZM254 171H257V172H254ZM261 171H260V170ZM203 170H204V172H203ZM223 170L225 171V172H223ZM206 171V172H205ZM232 171V172H231ZM249 173H248V172ZM252 171V172H251ZM203 172V173H202ZM211 172V173H210ZM218 172H223L222 173V175H219V173ZM233 172H235L234 174H233V176H231L232 175V173ZM254 172V174H252V176H254V177H252L251 176V174L250 173H253ZM191 173V174H190ZM210 173V174H209ZM214 173V174H213ZM216 173H218V175L216 174ZM224 173H226V174H224ZM237 173H239L238 175L239 176H237ZM248 174V175H247ZM249 174H250V176H249ZM263 174V175H262ZM202 175V176H201ZM206 175H207V177H206ZM210 175V176H209ZM217 175V176H216ZM229 175V176H228ZM196 176V177H195ZM214 176V177H213ZM220 176H221V178H220ZM224 176H225V178H224ZM244 176V177H243ZM206 177V178H205ZM212 177L214 178V180L212 179ZM224 179H223V178ZM228 177V178H227ZM234 177V178H233ZM245 177H252V178H245ZM256 177V178H255ZM259 177V178H258ZM190 178V179H189ZM216 178V179H215ZM257 178H258V180H257ZM195 179V180H194ZM201 179H202V181H201ZM207 179V180H206ZM210 179H212V181L210 180ZM221 179V180H220ZM232 179L234 180V182L232 181ZM253 180V181H251V180ZM259 179H260V181H259ZM192 180V181H191ZM194 180V181H193ZM203 180H204V182H203ZM225 180H227V182L228 183H224V182H226ZM237 180V181H236ZM255 180H256V182H255ZM185 183H184V182ZM190 181V182H189ZM198 181V182H197ZM210 181V184H208V182ZM218 181H219V183H218ZM221 181H223L222 182V184L220 183ZM241 181V182H240ZM259 181V182H258ZM188 182H189V185H187L188 184ZM191 182H192V184H191ZM194 182H196V184L194 183ZM201 182V183H200ZM207 182V183H206ZM217 182V183H216ZM229 182L231 183L230 185H232V183L234 184H236V187H237V189H236V187L235 188H233L234 187V185L231 187H229L228 186V184H229ZM244 182V183H243ZM258 182V183H257ZM187 183V184H186ZM213 183L216 185V187L217 188H219L220 189V191H219V189H217L216 187H215V185H213ZM238 183H240V184H238ZM242 183V184H241ZM251 183H254V184H251ZM260 184L259 186L258 185H256V184ZM180 184H181V186H180ZM206 184V185H205ZM213 186H212V185ZM219 184V185H218ZM225 186H224V185ZM187 185V186H186ZM191 185V186H190ZM221 185V186H220ZM226 185H227V187L228 188H226ZM243 185V186H242ZM255 185V186H254ZM198 186V187H197ZM200 186V187H199ZM203 186V187H202ZM205 186V187H204ZM208 186H211V188L210 187H208ZM219 186V187H218ZM251 186V187H250ZM254 188H253V187ZM184 189H183V188ZM195 188V189H192V188ZM215 187V188H214ZM220 187H222V188H220ZM257 187V188H256ZM260 189H259V188ZM189 188V189H188ZM204 188V189H203ZM224 188V189H223ZM226 188V189H225ZM230 188V191L228 190ZM242 188V189H241ZM200 191H199V190ZM203 189V190H202ZM214 189V190H213ZM233 189H235L234 191H233ZM240 190V192H241V194H242V196H241V194H238V192H239V190ZM264 189V188H263ZM190 190V191H189ZM191 190L193 191V192H191ZM208 190V191H207ZM213 190V191H212ZM218 190V191H217ZM227 190V192H224V191H226ZM238 190V191H237ZM168 191V192H167ZM189 191V193H187ZM195 191V192H194ZM196 191H198V193L196 192ZM210 191V192H209ZM212 191V192H211ZM233 191V192H232ZM243 191H245L244 193H242ZM257 191H258V193H257ZM260 191H262V193L260 192ZM183 192H185L184 194H182ZM201 192V193H200ZM213 192H215V194H216V197H217V195L220 197V196H222L223 194L224 195H227V202H226V200H225V202H223V203H221L222 201H224V199L225 198H223V197H226V196H222L221 198H223V200L222 199H220V198H218V201H219V199L221 200V204H222V206H225V208H227V209H225V208H223L222 206L221 207H219L220 206V204L217 202L216 204L214 203V201L216 202V200L214 199L215 198V194L214 195H212V193ZM217 192H220L219 194L217 193ZM224 192V193H223ZM239 192V193H240ZM247 192V193H246ZM154 193V194H153ZM157 195H156V194ZM179 193V194H178ZM181 193V194H180ZM235 193V194H236ZM255 193V194H254ZM146 194V195H147ZM159 194H160V196H159ZM175 194V195H174ZM195 196H194V195ZM261 194V195H260ZM171 195H173V196H171ZM197 195V196H196ZM198 195H201V196H198ZM246 195V196H245ZM257 195V196H256ZM263 195V196H262ZM154 196V197H153ZM175 196H176V198H175ZM185 196V197H184ZM207 198H206V197ZM245 196V197H244ZM258 196H260L261 198H258ZM183 197V198H182ZM195 197V198H194ZM201 197V198H200ZM205 197V198H204ZM233 197H235L236 198V196L234 195ZM157 198H155L156 200H158ZM164 198V199H163ZM178 198V199H177ZM188 198V199H187ZM194 198V199H193ZM210 198H212V201H211V199ZM216 198V199H217ZM256 198H257V200H256ZM170 199V200H169ZM186 199V201H183L182 202V200H185ZM204 199H205V201H204ZM208 199V202L206 201ZM228 199H230L229 201H228ZM193 200H195V201H193ZM214 200V201H213ZM193 201V202H192ZM233 201V200H232ZM239 201V200H238ZM243 201V202H244ZM171 202V203H170ZM196 202V203H195ZM198 202V203H197ZM234 202V201H233ZM239 202H241L240 204H238V205H240V206H244V204L242 203V200H240ZM256 202L257 203H259V205H257L256 204ZM170 205H169V204ZM176 203H178V204H176ZM202 203V204H201ZM209 205L208 207H205V206H207V204ZM226 203V204H225ZM229 203V204H228ZM232 203V202H231ZM235 203V202H234ZM195 204V205H194ZM200 204V205H199ZM215 204V205H214ZM233 204V203H232ZM174 207H173V206ZM176 205V206H175ZM199 205V207H197ZM202 205V206H201ZM233 205H235V204H233ZM238 205H236V206H238ZM170 206H172V208L170 207ZM194 206H196V208H194ZM212 206H215V208H216V211H213V210H215V208L214 207H212V210L210 209ZM203 207V208H202ZM219 207V208H218ZM231 207H233V206H231ZM168 208V209H167ZM184 208V209H183ZM188 208H190V210L188 209ZM195 210V209H198V210H195V212H193V209ZM209 208V209H208ZM223 208V209H222ZM245 208V207H244ZM252 208V209H251ZM192 209V210H191ZM203 209V211H201ZM205 209H206V211H205ZM208 209V210H207ZM218 209H219V212H218ZM225 209V210H224ZM232 209V208H231ZM234 209V208H233ZM236 209H237V207H236ZM173 210H175L174 212H172L171 213V211H173ZM185 210H189V211H185ZM184 211V212H183ZM199 212V213H201V215L199 214V213H197V212ZM211 211V212H210ZM206 212V213H205ZM170 213V214H169ZM182 213H183V215H182ZM193 213H194V215H193ZM205 213V214H204ZM214 213V214H213ZM216 213H217V215H216ZM221 213V214H220ZM180 214H181V216L183 217V218H180ZM191 214V215H190ZM197 214V215H196ZM207 214H209V216H210V218H211V221L210 220H208V222H205L204 221V217L206 216H208ZM211 214V215H210ZM224 215V216H225ZM166 216H164V217H166ZM191 216V217H190ZM204 216V217H203ZM208 216V217H209ZM213 218H212V217ZM218 216V218H216ZM223 216V215H222ZM228 216V215H227ZM179 217V218H178ZM172 218H173V220H172ZM188 218V219H187ZM191 218H193V219H191ZM200 218H201V220H200ZM203 218V219H202ZM220 218V219H219ZM242 218V217H241ZM212 219H214V220H212ZM243 219V218H242ZM227 220H228V218H227ZM162 221H163V219H162ZM176 221V222H175ZM181 221V222H180ZM193 221V222H192ZM210 221V222H209ZM223 221V222H222ZM195 222V223H194ZM199 222L201 223V224H199ZM240 222L241 223H245V222H243V221H241L240 220ZM181 223V224H180ZM185 223V224H184ZM207 223V224H206ZM209 223V224H208ZM213 225H212V224ZM221 223H220V225H221ZM226 223H227V221H226ZM241 223H240V225L238 224H236V226L234 227V225H232V229H234V230H231V231H233V232H231L230 231V236H232V238H233V240L234 241H232L233 243H235L236 241H235V239H236V237H237V235L239 234V233H241V234H243V235H245V237L246 236H248V232L247 231H245V229H243L244 227H242L241 226ZM205 225V226H204ZM207 225V226H206ZM208 225H209V227H213L212 229H214L213 231L211 230V231H209V230H207V227H208ZM217 225H219V223L217 224ZM243 225V224H242ZM246 225V224H245ZM244 225V226H245ZM179 226V227H178ZM202 226H203V229H202ZM196 227H197V229L198 230H196ZM208 227V229H210ZM234 227V228H233ZM239 227V228H238ZM180 228H182V229H180ZM237 228V229H236ZM242 228V229H241ZM243 230V231H241V230ZM185 232H184V231ZM193 230V231H192ZM200 230V231H199ZM217 230V231H216ZM219 230V231H218ZM238 230V231H237ZM190 231H192V232H190ZM203 231V232H202ZM223 232V233H221V232ZM224 231H226V230H224ZM183 232H184V234H183ZM187 232V233H186ZM195 232V233H194ZM209 232H211L210 234H209ZM216 232V233H215ZM236 232V233H235ZM212 233H214L215 235H217V236H215L214 234H212ZM232 233H234V234H232ZM188 234V235H187ZM197 234V235H196ZM225 235H228L227 237H225ZM264 234H262V237H264L263 236ZM184 236V237H183ZM188 236V237H187ZM206 236V237H205ZM213 236H215L216 237V239H214L215 237H213ZM223 236V237H222ZM191 237V238H190ZM199 237H202V238H199ZM261 237V236H260ZM189 240H188V239ZM223 238V239H222ZM247 238V237H246ZM219 239V240H218ZM203 240V241H202ZM216 240V241H215ZM222 240V242H223V244H222V242H221V244H220V242L219 241H221ZM255 240H256V242H261V238H259V237H257V238H255ZM254 239H253V241H255ZM252 241V242H253ZM190 243V242H193V244L192 243H190L189 245H187L188 246V248H185L186 246H185V244H187V243ZM210 242V243H209ZM216 242V243H215ZM195 243V244H194ZM181 244V245H182ZM210 246H209V245ZM214 244H216V245H214ZM237 244V243H236ZM253 244V247L255 248V245H254V243H252ZM209 246V247H208ZM211 246H212V248H211ZM226 246V247H225ZM215 247V248H214ZM218 248H220L219 250H218ZM190 250L189 251H192L193 249H194V247H191V248H189ZM210 249V250H209ZM218 250V251H217ZM186 251V250H185ZM195 251V250H194ZM193 251V252H194ZM215 251H217V252H215ZM224 252V253H223ZM186 253V252H185ZM187 253H188V251H187ZM186 253V254H187ZM189 254H190V252H189ZM225 254V255H224ZM185 255V254H184ZM218 255H217V258H218ZM191 257H192V252H191V255H190ZM190 256H188L189 258H190ZM186 257H187V255H186ZM211 257V258H212ZM224 257L226 258V260L224 259ZM222 261V260H221Z\"/></svg>",
    "mask_w": 264,
    "mask_h": 264
},
{
    "label": "built area",
    "instance_id": "built-area-1",
    "mask_svg": "<svg viewBox=\"0 0 264 264\" xmlns=\"http://www.w3.org/2000/svg\"><path fill=\"white\" fill-rule=\"evenodd\" d=\"M237 242H238V246L240 248H245V247H251L252 246V242L249 239H247L245 237V235H243L241 233H239L237 235Z\"/></svg>",
    "mask_w": 264,
    "mask_h": 264
}]
</instances>
